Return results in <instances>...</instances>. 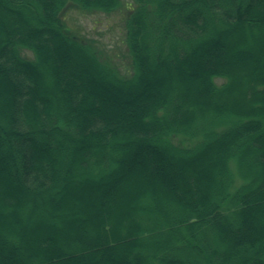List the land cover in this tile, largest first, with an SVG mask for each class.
Wrapping results in <instances>:
<instances>
[{"label":"trees","instance_id":"16d2710c","mask_svg":"<svg viewBox=\"0 0 264 264\" xmlns=\"http://www.w3.org/2000/svg\"><path fill=\"white\" fill-rule=\"evenodd\" d=\"M1 102L0 264H264V0H0Z\"/></svg>","mask_w":264,"mask_h":264},{"label":"rangeland","instance_id":"374dc122","mask_svg":"<svg viewBox=\"0 0 264 264\" xmlns=\"http://www.w3.org/2000/svg\"><path fill=\"white\" fill-rule=\"evenodd\" d=\"M122 1L129 3V0ZM125 13L126 9L124 8L112 13L82 12L68 8L63 17L70 29L82 37L95 40L97 42L95 47L102 52L101 56L111 57L120 72L127 74L130 71V58L123 43ZM22 53L31 56L28 50L23 49ZM0 113L7 114L3 102L0 103Z\"/></svg>","mask_w":264,"mask_h":264}]
</instances>
